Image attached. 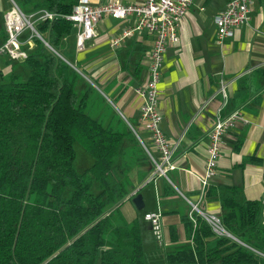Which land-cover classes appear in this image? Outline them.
<instances>
[{"label": "trees", "instance_id": "16d2710c", "mask_svg": "<svg viewBox=\"0 0 264 264\" xmlns=\"http://www.w3.org/2000/svg\"><path fill=\"white\" fill-rule=\"evenodd\" d=\"M76 2L34 4L54 14L35 29L56 53L71 29L64 15ZM33 43L0 75V264H144L137 218L127 221L119 205L135 189L130 172L136 169L140 182L148 175L145 152L118 115L105 122L96 116L107 110L93 86L39 39ZM241 96L226 102H233L226 112ZM77 145L91 156L80 170ZM216 193L223 224L242 244L213 236L199 217L192 225L185 202L187 241L164 248V264H264L260 202L237 187Z\"/></svg>", "mask_w": 264, "mask_h": 264}, {"label": "crops", "instance_id": "0c3cea01", "mask_svg": "<svg viewBox=\"0 0 264 264\" xmlns=\"http://www.w3.org/2000/svg\"><path fill=\"white\" fill-rule=\"evenodd\" d=\"M38 1L0 0V34H4L2 13L12 3L23 12L32 13L37 10L34 4ZM88 1L96 5L140 0ZM227 1L191 0L177 28L178 42L167 45L163 53L157 108L160 130L176 144L171 157L174 168L167 171L166 179L158 177L149 182H140L136 169L130 172L132 185L142 197L141 210L149 202V209L144 212L157 209L161 214L162 245L152 238L163 250L172 243L187 241L181 221L186 211L182 196L190 201L198 197L206 134L219 112L226 115L237 110L239 114L220 139L216 171L207 187L215 194L204 195L199 201L200 209L220 217L216 192L221 186L237 187L245 199L256 201L264 192V0H251L247 23L219 40L213 17ZM132 21L131 16L124 19L102 16L94 26V37L80 50L75 47L79 28L71 24L69 33L61 40L64 56L58 54L100 95L107 112L99 109L96 116L105 117V122L110 115H118L144 138L149 151L157 156L138 121L141 99L135 93L146 78L152 36L144 30L134 31L121 38L116 46L111 45ZM8 63L6 58H0V75L9 72ZM239 91L241 102L226 112L233 105L232 102L226 107V102ZM165 183L176 194L164 193ZM119 209L127 221L137 218V212L141 211L128 200H123ZM142 221L148 222L143 218ZM260 223L264 225V214ZM213 244L210 241L209 246Z\"/></svg>", "mask_w": 264, "mask_h": 264}, {"label": "built area", "instance_id": "2783aa9c", "mask_svg": "<svg viewBox=\"0 0 264 264\" xmlns=\"http://www.w3.org/2000/svg\"><path fill=\"white\" fill-rule=\"evenodd\" d=\"M190 4L191 0H140L132 3L105 2L92 5L88 0H77L70 13L64 15L66 20L79 28L75 36V47L77 50L82 49L84 43L94 37V26L104 15L115 19H124L128 16L133 18L131 25L126 27L119 37L111 41L112 46H116L121 38L130 35L134 31L144 30L152 36L146 78L135 89V93L141 99L138 121L141 128L147 133L153 148L157 151V156H154L149 151V147L138 135V132L130 126L150 164V170L145 182L152 181L158 177L166 178L167 171L174 168L171 157L176 144L170 141L159 128L160 114L157 108L159 99L158 80L163 53L167 45L178 42L177 28ZM250 4L251 0H228L225 7L214 15L213 22L219 40L223 37L231 36L236 27L247 23ZM53 17L54 14L44 9L25 13L16 4L12 3L10 8L2 13L4 38L0 41V57H5L9 62L23 60L27 56L28 50L34 46V37L59 56L58 53L48 46L35 29L37 22L50 20ZM25 31H27V36L22 40L20 36ZM221 92H223V87H221ZM238 114V111L234 110L226 115H221L219 112L215 116L206 134L204 166L199 177L198 197L195 201H190L184 196L182 198L188 205L187 217L192 225L195 223V218L199 217L207 223L213 236L226 237L241 243L226 228L219 216L203 212L199 207V201L204 197L209 180L216 171L220 139L233 125V121ZM135 192L136 189L127 197H131ZM259 202L261 214H264V192ZM160 215L159 211L144 212L143 219L149 222L155 241L162 245Z\"/></svg>", "mask_w": 264, "mask_h": 264}, {"label": "rangeland", "instance_id": "374dc122", "mask_svg": "<svg viewBox=\"0 0 264 264\" xmlns=\"http://www.w3.org/2000/svg\"><path fill=\"white\" fill-rule=\"evenodd\" d=\"M26 36H27V31H25L21 34L20 39H24ZM56 50L58 53H60L62 56H64L60 48H57ZM0 58H2V57H0ZM15 62H17V61H15ZM11 63H13V62L11 61L8 64L11 66L12 65ZM9 65H8V68H10ZM17 70L18 69L16 67L15 71L17 72ZM24 74H25V72L23 73V75ZM3 75H5V74H3ZM21 77H23V76H21ZM77 146L79 147L80 151L77 150V153L75 154V156H76L75 167L78 170H80L81 168L83 169L84 167H86L87 165L90 164L91 156L86 151H84L79 145H77ZM79 165H81V166H79ZM136 191H137V189H136ZM135 194H136V192H135ZM135 194H133L131 197H133ZM146 209H149V202L143 210L137 212V214H136V216L138 218V227H139L140 240H141L142 250H143L144 264H164L163 248L158 247L156 245L154 239L152 238L153 236L150 233L151 230H150L149 222H143L142 221L143 213H144V210H146ZM151 212H157V209L153 210ZM187 212H188V210H187Z\"/></svg>", "mask_w": 264, "mask_h": 264}, {"label": "water", "instance_id": "95a60500", "mask_svg": "<svg viewBox=\"0 0 264 264\" xmlns=\"http://www.w3.org/2000/svg\"><path fill=\"white\" fill-rule=\"evenodd\" d=\"M130 202L137 211L141 210L143 207V201L140 193H136L133 197H131Z\"/></svg>", "mask_w": 264, "mask_h": 264}, {"label": "bare ground", "instance_id": "6f19581e", "mask_svg": "<svg viewBox=\"0 0 264 264\" xmlns=\"http://www.w3.org/2000/svg\"><path fill=\"white\" fill-rule=\"evenodd\" d=\"M166 178H167V177H166ZM166 178H165V179H166Z\"/></svg>", "mask_w": 264, "mask_h": 264}]
</instances>
